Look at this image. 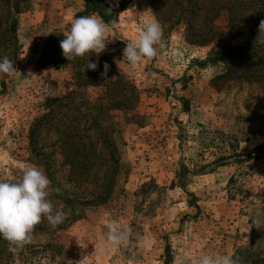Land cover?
Instances as JSON below:
<instances>
[{"label":"rangeland","instance_id":"obj_1","mask_svg":"<svg viewBox=\"0 0 264 264\" xmlns=\"http://www.w3.org/2000/svg\"><path fill=\"white\" fill-rule=\"evenodd\" d=\"M104 1L122 6L107 50L89 58L95 71H82L85 60L68 61L60 48L82 0H30L18 15L16 71L0 73V181H18L26 166L38 167L67 219L36 227L32 242L16 252L0 238V264H164L167 254L171 264H190L200 255L233 253L263 264L264 159L208 171L213 164H204L217 150L196 138L204 125L236 135L244 154L264 142V62L197 66L219 45L242 42L264 0ZM145 16L159 21L163 37L156 57L132 67L123 49ZM6 29L0 0V59ZM65 134L80 143L73 144L78 151L101 153L92 182L69 178ZM112 138L117 164L108 159ZM180 163L196 166L184 187L171 185ZM113 221L132 230L120 245L106 243ZM198 225L213 230L209 245L183 249L181 238Z\"/></svg>","mask_w":264,"mask_h":264},{"label":"clouds","instance_id":"obj_2","mask_svg":"<svg viewBox=\"0 0 264 264\" xmlns=\"http://www.w3.org/2000/svg\"><path fill=\"white\" fill-rule=\"evenodd\" d=\"M96 15L77 16L70 22V28L63 33L60 41L62 55L68 60L82 58L85 63L82 71L97 69V63L89 58L99 56L107 50L112 40V26ZM138 37L125 43L123 58L132 67L144 59L157 56L156 45L160 44L163 32L154 16H145ZM257 38L264 40V19L259 22ZM102 76H107L109 64L104 63ZM16 67L7 57L0 59V73L13 75ZM51 181L38 167L26 166L22 178L18 181H0V238L8 242L9 250L16 252L32 242V233L45 219L53 227L64 223L67 214L56 208L50 199ZM60 192L59 188L54 190ZM106 243L120 245L131 235V228H123L115 221L107 224ZM103 247V245H102ZM190 264H241L236 254H204L193 257Z\"/></svg>","mask_w":264,"mask_h":264},{"label":"trees","instance_id":"obj_3","mask_svg":"<svg viewBox=\"0 0 264 264\" xmlns=\"http://www.w3.org/2000/svg\"><path fill=\"white\" fill-rule=\"evenodd\" d=\"M2 1L5 7V20L7 25L6 31L8 34V36L5 38V56H7L13 62L14 66H16V61L21 49V43L19 41L16 28L17 18L19 14L27 11L30 8V0ZM82 1L84 5L80 10L75 12L74 18L77 16L96 15L107 24H112L113 21L115 22L117 20L122 6V4L111 6L104 0ZM175 2L180 1L176 0ZM262 19H264V10L247 30L246 36L242 42L239 44L225 42L219 45L215 50L210 51L202 60L197 62V66H205V68H228L234 65L249 66L264 62V40L257 38L259 22ZM1 38L2 37H0V40ZM56 66H58V64H55V67ZM0 84L3 87L5 85L4 81H2ZM63 142H65L66 147L65 150L63 149L62 155L68 164L69 178L71 180L79 179L80 181L89 180V182H92L90 179L95 177L96 163L101 159V153L90 148L87 150L82 149L78 151L74 148L73 144L75 143L76 145L80 143L76 142L74 139L72 140L68 134L63 136ZM196 144L204 149L215 148L217 150L215 151L216 154H214L213 160L204 164H213V167L208 169V171L213 170L215 167L226 165L229 162H255L264 159V142L255 145L252 152L244 154L242 152H238L239 140L236 138V135L224 132L220 128H209L207 126L201 125V129L198 131L196 138ZM82 145L84 146V144ZM110 145L111 150H109L108 159L111 164H117V147L114 138H112ZM194 167H196L195 163L192 164L191 169H189L185 164L180 163L171 185L184 187L188 182L187 175L194 172L192 171L194 170ZM203 167L204 166H199V168ZM202 173H205V171H200V174ZM88 202L90 203L91 201ZM77 217L79 216L77 215L73 218L76 219ZM44 226L50 227V224L46 219L36 227L42 229ZM41 234H43V232H41ZM171 262V257L169 254H167L164 259V264H171ZM257 263L258 262L255 260L250 262V264ZM241 264H249V262L243 260Z\"/></svg>","mask_w":264,"mask_h":264},{"label":"crops","instance_id":"obj_4","mask_svg":"<svg viewBox=\"0 0 264 264\" xmlns=\"http://www.w3.org/2000/svg\"><path fill=\"white\" fill-rule=\"evenodd\" d=\"M196 228V229H195ZM195 229V230H194ZM224 232H228L227 228L223 230ZM232 232V229L229 230V233ZM213 233V230H209V228H202L201 226H196L194 228H190V230H186L185 236L181 238V247L185 250H187L188 246H193V248H203L204 246L207 247L209 245L207 243L208 236H210ZM182 234V233H181ZM189 234V236L187 235ZM224 236V240L226 243H229L233 240V238L230 236V234H222ZM188 236V237H187Z\"/></svg>","mask_w":264,"mask_h":264}]
</instances>
